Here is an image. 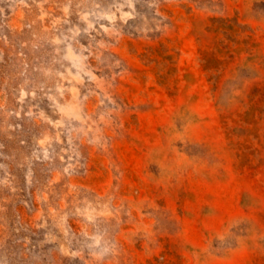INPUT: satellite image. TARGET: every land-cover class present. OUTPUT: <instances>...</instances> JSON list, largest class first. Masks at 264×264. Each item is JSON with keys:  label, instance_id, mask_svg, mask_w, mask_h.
Listing matches in <instances>:
<instances>
[{"label": "rangeland", "instance_id": "374dc122", "mask_svg": "<svg viewBox=\"0 0 264 264\" xmlns=\"http://www.w3.org/2000/svg\"><path fill=\"white\" fill-rule=\"evenodd\" d=\"M0 264H264V0H0Z\"/></svg>", "mask_w": 264, "mask_h": 264}]
</instances>
